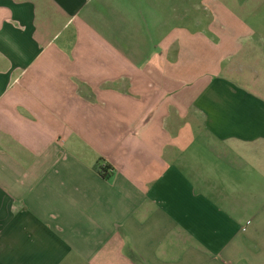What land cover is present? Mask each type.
I'll use <instances>...</instances> for the list:
<instances>
[{"label": "crops", "instance_id": "obj_1", "mask_svg": "<svg viewBox=\"0 0 264 264\" xmlns=\"http://www.w3.org/2000/svg\"><path fill=\"white\" fill-rule=\"evenodd\" d=\"M263 2L0 0V264H264Z\"/></svg>", "mask_w": 264, "mask_h": 264}, {"label": "trees", "instance_id": "obj_2", "mask_svg": "<svg viewBox=\"0 0 264 264\" xmlns=\"http://www.w3.org/2000/svg\"><path fill=\"white\" fill-rule=\"evenodd\" d=\"M102 162L100 161L99 163H97L95 165V170L102 176L107 177L110 174L111 167L106 164V165H102Z\"/></svg>", "mask_w": 264, "mask_h": 264}, {"label": "rangeland", "instance_id": "obj_3", "mask_svg": "<svg viewBox=\"0 0 264 264\" xmlns=\"http://www.w3.org/2000/svg\"><path fill=\"white\" fill-rule=\"evenodd\" d=\"M259 10H260L259 13H261L260 16H264V2H263V4H262L261 6H259ZM257 62H258V61H257ZM260 62H261V60H260ZM252 67L256 68L257 66H256V64H254V65H252ZM244 74L247 75V72L244 73Z\"/></svg>", "mask_w": 264, "mask_h": 264}, {"label": "built area", "instance_id": "obj_4", "mask_svg": "<svg viewBox=\"0 0 264 264\" xmlns=\"http://www.w3.org/2000/svg\"><path fill=\"white\" fill-rule=\"evenodd\" d=\"M101 164H102V165H106V163H104V162H102ZM109 171H111V170H109Z\"/></svg>", "mask_w": 264, "mask_h": 264}]
</instances>
